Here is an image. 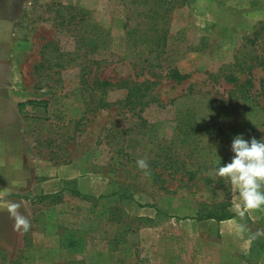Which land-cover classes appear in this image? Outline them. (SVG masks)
Here are the masks:
<instances>
[{
    "label": "rangeland",
    "instance_id": "rangeland-1",
    "mask_svg": "<svg viewBox=\"0 0 264 264\" xmlns=\"http://www.w3.org/2000/svg\"><path fill=\"white\" fill-rule=\"evenodd\" d=\"M10 2L27 43L11 78L50 104L32 147L100 191L67 200L80 263L264 264V206L239 215L211 170L235 135L264 137V0Z\"/></svg>",
    "mask_w": 264,
    "mask_h": 264
},
{
    "label": "crops",
    "instance_id": "crops-1",
    "mask_svg": "<svg viewBox=\"0 0 264 264\" xmlns=\"http://www.w3.org/2000/svg\"><path fill=\"white\" fill-rule=\"evenodd\" d=\"M17 19L10 0H0V264H102L80 263L84 246L76 235L79 215L73 201H67L70 195L99 196L98 187H69L76 179L88 180L80 178L81 165L58 164L32 147L28 119L34 126L48 119L50 104L11 78L27 48L26 42L14 38ZM29 101L48 105L26 106L21 112L20 105ZM39 108L44 116H37ZM58 199L61 207L55 204ZM21 217L29 222L27 228L19 223Z\"/></svg>",
    "mask_w": 264,
    "mask_h": 264
},
{
    "label": "clouds",
    "instance_id": "clouds-1",
    "mask_svg": "<svg viewBox=\"0 0 264 264\" xmlns=\"http://www.w3.org/2000/svg\"><path fill=\"white\" fill-rule=\"evenodd\" d=\"M231 159L226 163L213 164L212 171L219 177H225L236 189L237 203L234 207L243 216L248 209L264 206V137L245 138L243 133L233 137ZM137 165L148 169L145 159H139ZM19 223L25 228L28 221L21 217Z\"/></svg>",
    "mask_w": 264,
    "mask_h": 264
},
{
    "label": "trees",
    "instance_id": "trees-1",
    "mask_svg": "<svg viewBox=\"0 0 264 264\" xmlns=\"http://www.w3.org/2000/svg\"><path fill=\"white\" fill-rule=\"evenodd\" d=\"M95 85L98 89H101L104 93L126 88L128 90V96L130 97L132 96L133 92H135L136 90V87L129 85L127 81H122L120 83H113L104 80V81H97ZM47 105H48L47 101H29L27 103L20 105V111L23 112L26 106H32L33 108L35 107L45 108ZM205 218H214V217L208 215Z\"/></svg>",
    "mask_w": 264,
    "mask_h": 264
}]
</instances>
